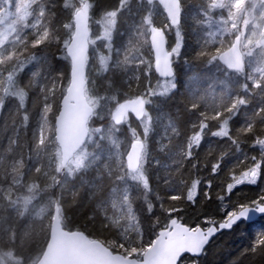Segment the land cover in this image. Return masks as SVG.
<instances>
[{"label": "trees", "instance_id": "obj_1", "mask_svg": "<svg viewBox=\"0 0 264 264\" xmlns=\"http://www.w3.org/2000/svg\"><path fill=\"white\" fill-rule=\"evenodd\" d=\"M200 1L182 0L183 22L174 27L158 2L88 0L93 11L116 12L117 36L104 48L109 60L100 73L87 65V95L98 104L84 161L62 176L55 126L40 146V125L46 109L54 124L70 83L67 46L79 0H30L26 43L0 58V264H36L56 202L66 229L131 257L144 254L173 217L196 228L264 203V54L252 58V75L248 67L225 69L218 56L241 30H210L202 17L222 13L211 11L213 0ZM150 23L181 32L171 80L156 75L149 39L136 38ZM160 85L167 89L158 92ZM139 96L145 118L113 123V109ZM142 121L144 164L133 172L121 142ZM233 228L218 236L231 256L201 264H264V217Z\"/></svg>", "mask_w": 264, "mask_h": 264}, {"label": "water", "instance_id": "obj_2", "mask_svg": "<svg viewBox=\"0 0 264 264\" xmlns=\"http://www.w3.org/2000/svg\"><path fill=\"white\" fill-rule=\"evenodd\" d=\"M144 1L150 4L158 2L174 27L182 24V0ZM79 3L80 7L74 16V32L67 46L71 62L70 83L61 99V108L54 122L56 142L61 150L62 176L75 155L86 147L90 137L89 123L95 116V108L89 102L86 91L87 57L91 50L90 3L88 0H79ZM149 33L154 71L159 78L171 80L175 77V54L169 47L167 32L163 27L150 23ZM242 38V33H238L231 45L218 56L225 69L236 73H244L246 68ZM112 112L111 119L116 125H123L128 116L140 121L147 114V102L142 96L128 98ZM145 148L146 144L142 139L131 142L125 155L130 171L137 172L141 169ZM56 203L50 239L36 264H180L185 257L201 258L213 239L222 231H232L237 223H254L264 217V204L243 207L227 221L212 223L208 227L193 228L181 222L178 217H173L166 227L158 230L153 245L139 259L112 251L102 241L92 239L81 230L66 229L62 224L60 203Z\"/></svg>", "mask_w": 264, "mask_h": 264}, {"label": "rangeland", "instance_id": "obj_3", "mask_svg": "<svg viewBox=\"0 0 264 264\" xmlns=\"http://www.w3.org/2000/svg\"><path fill=\"white\" fill-rule=\"evenodd\" d=\"M226 1L227 3L225 4ZM29 2L30 0H6L4 6L1 5L2 10L0 12V58L3 56L5 51L12 49L16 44L26 43V40L28 38L27 31L25 30V21L30 15L28 5ZM199 2L201 3L200 0ZM222 4H224L223 7L219 8V6ZM210 8L211 11H219L218 14L222 13L221 16L214 18L213 15H205V17H202V20L200 22L204 23L205 25H208L210 30H222L220 33H222L223 35L226 33L234 34L235 32L241 30L240 33H242L243 35L242 48L245 53V62L246 67H248L249 75H252V70H254V72H257V65L255 68V63L253 62V59L256 54H264V0H213L212 7ZM90 14L91 50L87 57V65L90 69H94V72L100 70V73L104 66L107 65L106 62H108L109 60L108 54L110 50L108 51V49L104 48L107 47L106 44L111 42L114 37L117 36V14L114 11L113 13H111L101 8H97L96 11H93L92 3H90ZM147 28L148 29L146 33L145 28L140 26L139 30L137 31L138 35L136 36V38H140L143 40H146L147 38L149 39V25ZM167 35L169 47L173 51V53L176 54L182 44L181 32L171 31V29H169ZM169 36H171V39H169ZM235 36L232 37V42L234 41L233 39L235 38ZM118 51L119 50H116V52ZM12 58H14V56H12ZM158 88V92L167 89L164 85H160ZM91 91H93V89ZM88 99L89 102L92 103L94 108H96L98 104L96 102V96L93 97L92 94L90 96L88 95ZM49 113L50 110L46 109L41 118L40 146L48 138L47 136L50 135L53 127L56 126L55 124H53V121H51ZM130 119L131 117L129 116L126 121L128 122ZM145 124L146 122L142 121L134 126L133 133L135 134L133 135L134 137L130 139V141L125 136L122 138L121 143L122 145H125L126 151L129 150L131 142L133 140L142 139L145 141V137H147L148 135L147 126H145ZM260 147L261 150L264 152V138H262V140L260 141ZM84 156L85 149L75 155L74 159L69 164L68 169L74 170L79 167L84 161ZM143 164L144 158L142 160V165ZM211 222L218 223L216 221ZM211 224L209 223V225ZM209 225L205 227H208ZM221 234H219L218 236H220ZM218 236L213 239L212 245L205 250L206 252L201 256V258L193 259V262L195 264H201V259L205 261L209 258L218 256H231V250H229L227 245L224 244V240ZM143 255L144 254L135 253V256L139 259H141Z\"/></svg>", "mask_w": 264, "mask_h": 264}, {"label": "bare ground", "instance_id": "obj_4", "mask_svg": "<svg viewBox=\"0 0 264 264\" xmlns=\"http://www.w3.org/2000/svg\"><path fill=\"white\" fill-rule=\"evenodd\" d=\"M243 49V48H242ZM95 113V112H94Z\"/></svg>", "mask_w": 264, "mask_h": 264}]
</instances>
